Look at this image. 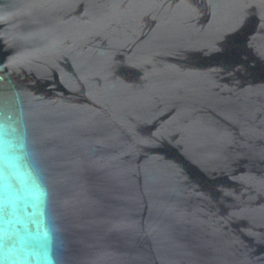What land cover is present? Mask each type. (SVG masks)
Wrapping results in <instances>:
<instances>
[{"label":"water","instance_id":"1","mask_svg":"<svg viewBox=\"0 0 264 264\" xmlns=\"http://www.w3.org/2000/svg\"><path fill=\"white\" fill-rule=\"evenodd\" d=\"M0 264H264V0H0Z\"/></svg>","mask_w":264,"mask_h":264},{"label":"snow or ice","instance_id":"2","mask_svg":"<svg viewBox=\"0 0 264 264\" xmlns=\"http://www.w3.org/2000/svg\"><path fill=\"white\" fill-rule=\"evenodd\" d=\"M240 69H238V71H239Z\"/></svg>","mask_w":264,"mask_h":264}]
</instances>
